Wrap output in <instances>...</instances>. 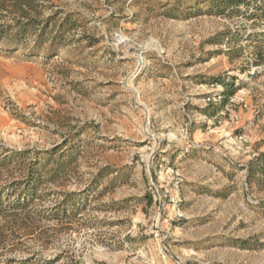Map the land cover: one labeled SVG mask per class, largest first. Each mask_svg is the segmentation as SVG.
Returning a JSON list of instances; mask_svg holds the SVG:
<instances>
[{"label":"rangeland","instance_id":"rangeland-1","mask_svg":"<svg viewBox=\"0 0 264 264\" xmlns=\"http://www.w3.org/2000/svg\"><path fill=\"white\" fill-rule=\"evenodd\" d=\"M36 6L0 39V194L31 198L2 205L0 264H264V25L200 0Z\"/></svg>","mask_w":264,"mask_h":264},{"label":"trees","instance_id":"trees-1","mask_svg":"<svg viewBox=\"0 0 264 264\" xmlns=\"http://www.w3.org/2000/svg\"><path fill=\"white\" fill-rule=\"evenodd\" d=\"M39 0H0V13L4 10H8L11 8V13L13 15H22L21 19L17 20L13 25H0V39L4 37V34L11 33L14 34L13 37L16 39H21L27 32L36 29L38 20L37 17L32 16L30 13L36 11L38 14L39 7L36 6ZM201 6H205L207 9L206 11L215 17L218 18H243L245 20L251 21L253 23H259L264 25V0H200ZM26 7V8H24ZM68 23V21H66ZM48 27V25H47ZM47 27L41 30V32L45 33L47 31ZM65 23L61 24L60 29L57 31V35L53 42H55L54 46L46 51V54L52 56L58 52L57 50V39L61 37L64 32H66ZM264 42V34L261 35V40ZM56 45V47H55ZM236 79L233 81H214V84L219 83L223 86L222 90L217 95L220 97L218 103L211 105L215 106L219 109H222L226 106L230 99L236 95L237 88L235 87ZM256 164L259 166V170L264 173V154L257 159ZM252 165V164H251ZM254 176L253 167L250 166L248 169V180ZM37 177L34 174H30V179L26 183L28 185V189L31 190L33 186L38 184ZM32 186V187H31ZM30 192V191H29ZM13 195V194H12ZM6 196V195H4ZM11 193L8 194V198H3L0 194V214L3 212V206L7 205L8 207L12 208V211L18 210H27L28 204L30 203L31 198L28 197V192L25 194L19 195L17 199L11 200ZM7 197V196H6ZM30 199V200H29ZM152 199H149V205L153 203ZM56 219H58L56 217Z\"/></svg>","mask_w":264,"mask_h":264},{"label":"built area","instance_id":"built-area-1","mask_svg":"<svg viewBox=\"0 0 264 264\" xmlns=\"http://www.w3.org/2000/svg\"><path fill=\"white\" fill-rule=\"evenodd\" d=\"M218 99L220 100V97H218Z\"/></svg>","mask_w":264,"mask_h":264}]
</instances>
